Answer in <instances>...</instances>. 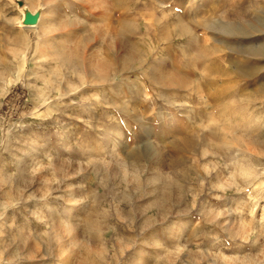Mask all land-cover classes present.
<instances>
[{
    "label": "rangeland",
    "instance_id": "1",
    "mask_svg": "<svg viewBox=\"0 0 264 264\" xmlns=\"http://www.w3.org/2000/svg\"><path fill=\"white\" fill-rule=\"evenodd\" d=\"M185 1L0 0V264H264V0Z\"/></svg>",
    "mask_w": 264,
    "mask_h": 264
},
{
    "label": "bare ground",
    "instance_id": "2",
    "mask_svg": "<svg viewBox=\"0 0 264 264\" xmlns=\"http://www.w3.org/2000/svg\"><path fill=\"white\" fill-rule=\"evenodd\" d=\"M190 0H186L185 3H189ZM193 2H196L197 0H192ZM192 4V3H191ZM43 8H40L37 11L31 12V13H24V15L22 16L23 18L21 20H19V24L21 27L25 28L27 27V24L29 23H34V26H37L36 28H39L40 22L42 20V16H43ZM33 25V24H32ZM34 28V27H33ZM258 32H262L263 30H257ZM264 55V54H263ZM98 61V60H97ZM99 62V61H98ZM96 64V63H95ZM94 64V65H95ZM95 68V67H94ZM89 70V69H88ZM93 73H95V75L99 78L98 80L100 81H106L105 79H107V68L105 66V64H100L96 67V70L93 71ZM93 73H91V75H93ZM118 74L114 75V78H117ZM170 78L174 81H181V78H176V76L170 75ZM97 83V82H96ZM180 85V84H179Z\"/></svg>",
    "mask_w": 264,
    "mask_h": 264
}]
</instances>
